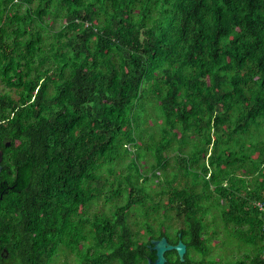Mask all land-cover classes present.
<instances>
[{"label":"trees","instance_id":"16d2710c","mask_svg":"<svg viewBox=\"0 0 264 264\" xmlns=\"http://www.w3.org/2000/svg\"><path fill=\"white\" fill-rule=\"evenodd\" d=\"M0 85L10 264H51L80 244L82 264H126L140 229L176 212L201 237L214 204L213 222L252 249L235 264H264V0H0ZM146 102L160 120L145 144ZM144 151L155 170L174 152L165 203L149 201L159 179L144 175ZM194 169L210 176L202 191L198 177L173 186ZM101 200L110 216L90 212Z\"/></svg>","mask_w":264,"mask_h":264},{"label":"flooded vegetation","instance_id":"af4514ba","mask_svg":"<svg viewBox=\"0 0 264 264\" xmlns=\"http://www.w3.org/2000/svg\"><path fill=\"white\" fill-rule=\"evenodd\" d=\"M7 144L10 143H6V147ZM0 165L3 167V161ZM9 189L8 187L0 188V211ZM170 216L172 221L173 217L180 218L176 212H171ZM7 217L5 214H0V264H10L13 258L12 253L18 248V237L15 234H10L11 228ZM155 224L156 226L152 229L139 230L138 240L141 244L134 245L133 251L128 252L126 264H156L160 249H164L163 264H225L222 261V240L219 230L206 229L202 231L201 237H198V234L186 229V227H174L171 221L165 222L164 227L160 222ZM164 238L168 244L164 245L163 248L152 243ZM200 240L203 241V244L198 243ZM180 243L184 244L186 249L183 259L177 249ZM82 249L81 244L75 246V250L71 247L63 248V256L60 261L55 263L53 260L51 264H82L80 260ZM57 256L58 253L54 259ZM33 264L44 263L36 261Z\"/></svg>","mask_w":264,"mask_h":264},{"label":"rangeland","instance_id":"374dc122","mask_svg":"<svg viewBox=\"0 0 264 264\" xmlns=\"http://www.w3.org/2000/svg\"><path fill=\"white\" fill-rule=\"evenodd\" d=\"M61 26V22L59 20L54 21V20H50L47 19L46 21V30L49 34L56 32L57 30L60 29ZM0 91H3V86L0 85ZM150 102H146V103H142V107H140V109H143V112L141 113V119H142V128H144L143 130H141L138 133V136L142 138L143 142L146 143H155L153 141L150 140L151 138V134L152 136H156V139H159L158 136V129H154V130H148L147 132L144 131L145 129H149L150 127L154 126L156 123L159 122V114L155 113L153 111H150V114L148 113V107L150 106L149 104ZM151 115V118H150ZM150 118V119H149ZM148 121V123H147ZM162 121H160L161 123ZM149 127V128H148ZM181 137H178L177 141V145L180 147V139ZM140 141V140H139ZM245 143V142H244ZM202 144H204L202 142ZM248 147V144H246ZM152 147V145H150ZM238 146V145H237ZM145 147V145H144ZM128 149L132 152L135 153L137 150L132 147L129 146ZM195 149L192 147L191 148V152H194ZM190 151L189 152H184L183 156L189 158L190 157ZM195 154V152H194ZM143 158L140 162V166L143 170L144 175L151 177L152 174L154 172L158 173V180L155 182H151L148 183L147 185V190L148 193L151 195V199H149V201H154V203H165L168 201L169 197L168 195H160L161 191H167L168 189H170L169 187V182H171L176 173H177V169H176V161H175V157H174V152H168L166 154V156L169 159V163L166 169H157L155 170L156 167V162L154 159V155L153 153H148V152H142ZM243 155V151H241L240 145L237 148V153H236V157L239 158V160L241 159V156ZM132 158L131 156H127L124 158L123 162L121 165H118L116 167V169H125L129 166V164L131 163ZM205 163V162H204ZM240 167V166H237ZM186 175L189 178H179L178 181L176 183H174V187H184L186 183L190 182V179L193 181L198 177V180L200 181V185L198 187L199 191H202V187L203 185L207 182V179L210 176H205L202 173H199V171L197 170H190V172L186 173ZM153 181V180H151ZM191 184V183H189ZM247 187H250V183H247ZM214 188V186L212 187V189ZM159 193V194H158ZM217 198H204V201L207 202L206 204H210L209 202H213L216 201ZM120 203H122V201H120ZM112 204H108L105 205V203L103 202V200L94 203L91 206V213H105L107 215H111V210L109 209L111 207ZM216 206L215 204L212 206L211 210L207 211V224L210 230L215 231V230H219V232L221 233V240H222V261L225 264H235L237 261H239L240 259H242L244 257V255L248 252V250H252L251 247L245 245L242 243V241L235 236V234H233V230L231 227H227L222 223L221 219H218L215 221V223L213 222V218H215L216 214V210L214 209ZM150 207H153V205H151ZM113 210V209H112ZM174 213V212H173ZM216 219V218H215ZM137 220V215L136 213H134L133 215H131L130 218V223L133 224V221ZM169 222L171 221L173 226L176 228H182V227H186L185 222L183 221V219L180 218H175L173 217V221L171 219L168 220ZM137 222H140L139 220H137ZM156 226V224H154ZM134 229L136 230L138 227L137 226H133ZM137 231V230H136ZM248 249V250H247ZM63 256V249L60 250L58 252V256L54 259L55 263H58V261H60V259Z\"/></svg>","mask_w":264,"mask_h":264},{"label":"water","instance_id":"95a60500","mask_svg":"<svg viewBox=\"0 0 264 264\" xmlns=\"http://www.w3.org/2000/svg\"><path fill=\"white\" fill-rule=\"evenodd\" d=\"M9 146H10V144H7V147H9ZM2 161H3V151H0V164L2 163ZM2 169H3V167H2V165H0V173L2 172ZM152 243L155 244L157 247H160V248H163L164 245L168 244L165 238L162 239L161 241H153ZM177 249L179 250L180 255L182 256V259H183L184 254L186 252L184 244L180 243L177 246ZM163 255H164V249H160L158 252L159 258H158V261L156 264H163V261H164Z\"/></svg>","mask_w":264,"mask_h":264},{"label":"built area","instance_id":"2783aa9c","mask_svg":"<svg viewBox=\"0 0 264 264\" xmlns=\"http://www.w3.org/2000/svg\"><path fill=\"white\" fill-rule=\"evenodd\" d=\"M256 207L259 209V211L261 212V214L264 218V203L258 202V203H256ZM263 261H264V252H263Z\"/></svg>","mask_w":264,"mask_h":264},{"label":"crops","instance_id":"0c3cea01","mask_svg":"<svg viewBox=\"0 0 264 264\" xmlns=\"http://www.w3.org/2000/svg\"><path fill=\"white\" fill-rule=\"evenodd\" d=\"M236 177H238V178H243V175H242V173H237V175H236ZM256 178V176L255 177H247V178H245V179H247V181H248V183H251V181H253V179H255ZM251 189V188H250Z\"/></svg>","mask_w":264,"mask_h":264}]
</instances>
